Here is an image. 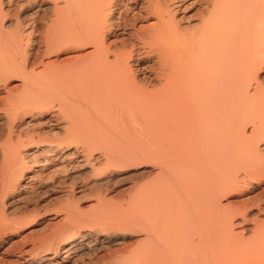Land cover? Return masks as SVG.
Here are the masks:
<instances>
[{
    "label": "bare ground",
    "instance_id": "bare-ground-1",
    "mask_svg": "<svg viewBox=\"0 0 264 264\" xmlns=\"http://www.w3.org/2000/svg\"><path fill=\"white\" fill-rule=\"evenodd\" d=\"M0 83L2 207L44 179L65 200L44 250L18 245L13 264L125 241L108 264H264V194L224 203L264 183V0H0ZM147 162L153 184L126 207H72L77 179ZM22 222L0 210V245Z\"/></svg>",
    "mask_w": 264,
    "mask_h": 264
},
{
    "label": "rangeland",
    "instance_id": "rangeland-1",
    "mask_svg": "<svg viewBox=\"0 0 264 264\" xmlns=\"http://www.w3.org/2000/svg\"><path fill=\"white\" fill-rule=\"evenodd\" d=\"M210 1L211 0H209V1L208 0H202V3H209ZM198 11H199L198 5L197 6L194 5L187 12V14H184V15L180 14V15H178V17L182 18V16H185V17H189L190 20H192V19L195 20V18L197 16V13H199ZM66 55H67V53L60 52L59 55L52 56V57H50L48 59L53 60L55 57L58 56L57 58L59 59V61H57V62H60L63 58L65 59ZM44 60L46 61L47 58L44 59ZM16 83L17 82H15V81H9L10 85H14V84L16 85ZM1 86L2 85L0 83V87ZM3 95H4V93L0 92V98L5 97ZM1 103H3V101L0 102V110L5 108V106H4L5 104H1ZM29 120L30 119H27L26 121L28 122ZM3 131L4 130L0 127V133H3ZM2 139H3V136H1V140ZM94 153H96V152L94 151ZM142 164H137V165H134L133 167L121 169V171H122L121 173L122 174L119 173L117 176L112 177L111 180H109L110 182L107 181V182H103L101 184H99L100 182H97V181H99L98 179H101L100 177H103V176L107 175V173H109L108 171H102L101 169H100V171H101L100 173H102V174H101L100 177L98 176V172H99V170H98V172H96L98 177H94L95 174H96V173H94L93 175L91 174L90 176L89 175L88 176H84L85 178L77 179V181H76V185L77 186L87 185L86 188L87 187L88 188L82 193V195H75V197H73V199H72V207L75 208L76 210H78L81 214H82V212L84 214H87V212L90 213L96 207L95 206L96 205L95 204L96 203V199H97L96 197L99 196V195L100 196H102V195L104 196V194L105 195L107 194V199L110 200L111 202H114L116 204H120L123 207H126V204L129 203L128 202L129 198H131V196L133 198L132 194H135V195L136 194H142L143 190H146V188L148 189V186H146V185L147 184L149 185V182H151V179L153 177L155 178L154 175H156V172H158V168H157L158 166L156 167L157 163L155 164V162H151V163L147 162V163H142ZM150 164H152V165H150ZM153 165L155 166V169H157V170H155L154 167H152ZM152 169H154L153 170L154 172L151 171ZM91 179H93V180H91ZM83 180H84L85 183L82 182ZM44 181L45 182H43V181L40 182V187L42 189H37V188H33V190L29 189L28 193H26L27 195L25 197H22V198L18 197L20 194L24 193V191H22L19 194L17 193V194H14L13 196H9V197L7 196L8 198L6 200H4V202L7 201L6 202L7 205L10 202H12V201H13L12 204L18 205L17 207L14 208V206L11 207L12 204H10L8 206L5 204L6 205V206L4 205L5 213L7 215H9V217L12 216L14 218L18 217V219L19 218L23 219L24 222H22L23 225H18L16 227V230H17V231L15 230L16 232L4 237V239L2 241V244L0 245V264H13L12 261L17 256V252H16L17 250L15 251L14 249L18 245L19 246L20 245H27L28 246V245L34 244L35 248H36V249H34V252H40V251L44 250V246L41 247V245L38 244L36 239H38V237H40V238L41 237L42 238L51 237V235L53 233L52 230L60 222L59 221L60 219L57 216H59V214L62 212L61 208H62L65 200H64V198H59V196L57 194L58 192H56L55 190H54L55 192L52 191V190H49L48 187H50V184L47 183V181L45 179H44ZM92 181H94V182H92ZM90 182H91V184H89ZM41 183H42L43 186L41 185ZM43 183H47V184H43ZM151 184H153V181H152ZM250 185H252V186L248 185L249 187L247 186L248 187L247 191H246V187H244L245 188L244 191H246L245 193H243V190H242L243 188H241V190H242L241 194H243V195L237 193L238 191L240 192L241 190H237V192L234 191L235 193H237L239 195L238 196L235 195V196H232L230 198H227V200L224 201V203L225 202L229 203V202L233 201L232 204H229V205L232 206V207H235L234 205H236V203H237L238 205H236V207H238L239 205L241 206L242 202L244 201V198L247 199V197H249V196L252 197L253 195L255 196L258 193L264 194V193H261V192L264 191V183L262 185H259V186L257 184H255V183H251ZM90 186H92V187H90ZM60 187H62V186H60ZM141 187H143V188H141ZM261 188H263L262 189L263 191L261 190ZM43 190H45V191L43 192ZM259 190H261V192ZM37 191H38V193H37ZM139 191L142 192V193H140ZM235 193H233V194H235ZM18 198L21 199V200L15 201ZM130 200H131V202L133 201V199H130ZM239 202H241V204ZM244 202L246 203L247 200H245ZM245 203H243V204H245ZM257 203L258 202H252V204H254L253 207L256 208ZM131 205H132V203H131ZM248 205H250V203L247 204V206ZM2 206H3V203H0V210L4 208ZM9 206H10V208H9ZM248 207H250L249 209H251V206H248ZM31 210L38 211V213L40 215L38 217H35L36 219L31 218V216H29V213H30V215L33 213V211H31ZM12 214H14L15 216H13ZM101 216L102 217H107L105 214H101ZM53 217H56V218H53ZM248 219L250 220L251 217L248 218ZM108 222L109 221L107 219H100V221L95 222L93 224L91 223L90 226L89 225H87V226L92 231H94V230L98 231V232L99 231L100 232L103 231V232H101L102 234L100 232L99 233L101 235H103V234L105 235V233H104L105 231L104 230H105V228L108 227ZM248 222H250V224H252L251 221L247 220L246 223H248ZM18 227L20 229H17ZM127 242L128 241L121 242L119 244L109 245V246H107V248L105 250L98 251L97 254H95V256L85 257V259H82V262H80V263H83V262L87 263L89 261L88 264H103V262L106 261L105 258H107V261L104 264H108V260H109V256H110L108 254H115L117 252V250L119 248H122V247H124V249H125L128 246L127 244L129 243V242L128 243ZM125 244L127 245L126 247H125ZM38 248H40V249H38ZM126 249H130V248L127 247ZM126 249L125 250L121 249V250L126 251ZM125 255H127V252L124 254V256ZM105 256H107V257H105ZM97 257H103L105 260L104 261H98V260H102V259L99 258L97 260ZM80 263H78V264H80ZM67 264H73V263L68 262Z\"/></svg>",
    "mask_w": 264,
    "mask_h": 264
}]
</instances>
